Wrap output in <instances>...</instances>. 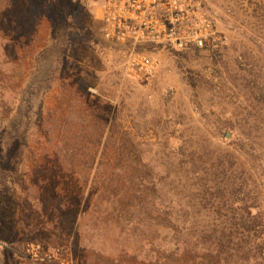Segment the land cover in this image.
<instances>
[{"label":"rangeland","instance_id":"rangeland-1","mask_svg":"<svg viewBox=\"0 0 264 264\" xmlns=\"http://www.w3.org/2000/svg\"><path fill=\"white\" fill-rule=\"evenodd\" d=\"M198 1L215 25L214 45L192 51L144 48L155 71L134 81L125 75L126 48L102 35L104 0H60L59 7L76 19L64 50H49L35 64V72L53 75L54 82L43 101H35L43 119L31 136L17 208L0 205V264H22L23 245L33 236L69 246L75 264H259L257 249L264 245V0ZM31 24L30 36H23L19 47L3 44V68L15 75L18 87L31 71L32 58L51 48L48 20ZM104 123L102 146L96 148ZM123 133L136 146L132 156L145 164L127 173L144 174L148 183L152 178L159 210L171 214L146 211L142 199L134 210L118 201L123 185L107 184L121 174L113 168L121 156L113 147ZM92 159L89 168L84 163ZM69 161L76 178L87 177L85 186L74 183L69 173L64 176ZM23 195L33 206L27 226L20 220ZM57 203L66 204L70 213L61 214ZM14 210L19 212L9 224ZM248 214L258 224L250 234L242 229ZM207 222L211 257L202 255L194 231H184ZM247 240L257 249L246 251Z\"/></svg>","mask_w":264,"mask_h":264},{"label":"trees","instance_id":"trees-1","mask_svg":"<svg viewBox=\"0 0 264 264\" xmlns=\"http://www.w3.org/2000/svg\"><path fill=\"white\" fill-rule=\"evenodd\" d=\"M59 4L60 0H46L45 3L41 0H0V205L5 206L7 210L13 207L17 208L16 199L18 186L22 188L24 185L22 168L29 151L31 136L34 132V127L35 129L39 128L42 123V114L39 113V110L35 111V101L36 99L43 101L46 94L51 90L54 82L53 75H39V73L35 72V64L38 59L45 56L49 50L57 49L56 52L58 54L64 50L69 40V34L73 28L74 20L76 19L75 13L67 15L66 12L59 7ZM41 17H45L50 24V37L48 42L51 48L42 50L38 54L39 56L35 55L32 58L31 71L29 75H27L23 85L18 87L15 85V75H6L3 68V44L5 41H8L14 45L15 49L19 47L22 40L21 38L23 36H30L32 29L31 23L33 20ZM99 117L100 120L106 122V117L101 113H99ZM105 124L106 123H104V126H100V136L98 141L94 144L96 148L100 145L102 146L101 142L104 137ZM123 135L121 141L113 147L121 155L119 159L116 160L113 168H119L121 174L117 173L109 177L107 184L118 182L120 186L123 185V187L120 188L122 193L119 195L118 201L123 204H131L134 210H136L135 202L141 203V200L138 199H142L146 202V211L148 207L155 212L156 216L171 214L170 211L164 212L159 210L160 206L157 204L158 202H156V188L152 178L149 180V185L144 174L136 175L135 173H127V169L134 167L135 164H139L142 168L145 167V164L143 165L142 162H140L141 160L138 156L135 158V155L132 156L135 154L136 146L125 133H123ZM108 137L109 129L104 139L105 144H103V149H107ZM123 153H127L128 156L123 157ZM94 162L95 159H92L90 163L84 164L91 168ZM102 162L103 160H101V164ZM109 165L111 166V162ZM62 166L64 165H61L60 169ZM74 168L75 166L73 163L69 161L64 176L69 177L70 175V179L75 177L74 183L82 181L85 186L87 177L86 179H84L83 176L76 178L77 175H74V173H76ZM171 178L175 180L176 177L173 176ZM123 183H125V185ZM132 184L134 186L133 189H131ZM147 184V187L152 186L148 189L151 194H149L147 188H145ZM111 193L115 195L116 190H112ZM28 198L29 197H24L23 195L20 197L21 201H19L21 205L19 206L21 224L26 226L28 225V216L33 212L32 202ZM73 198H75L76 202L79 204V197L74 195ZM57 204L60 206L61 214L65 215L70 213L66 204ZM78 207L79 205H76V208ZM16 212L19 211L14 210L11 215H8L9 224L14 222ZM73 212H75V209ZM252 219L251 215L248 214L245 219L247 222H243V225L241 224L242 229L248 234L254 231L255 227L258 225H255ZM168 229L173 231L175 226L169 223ZM39 231L40 230L36 233L38 234ZM184 231H194L196 237L202 241V247H200V250L204 252L202 255L211 257L210 222L202 223L201 225L194 224L189 228H185ZM39 239L40 237L33 236L32 239L29 238V241L49 245V243ZM244 246L246 247L245 250L248 252L257 249L253 241L251 242L249 240H247V245L244 244ZM257 250L258 253L255 258L259 260V264H264V245L258 247ZM209 263L211 264V262Z\"/></svg>","mask_w":264,"mask_h":264},{"label":"built area","instance_id":"built-area-1","mask_svg":"<svg viewBox=\"0 0 264 264\" xmlns=\"http://www.w3.org/2000/svg\"><path fill=\"white\" fill-rule=\"evenodd\" d=\"M100 21L104 38L126 48L125 75L134 81L155 71L144 48L206 50L216 41L213 20L198 0H104ZM21 263L75 264V259L67 245L27 241Z\"/></svg>","mask_w":264,"mask_h":264}]
</instances>
